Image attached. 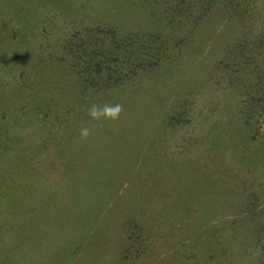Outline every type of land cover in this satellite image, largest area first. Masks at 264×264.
Returning <instances> with one entry per match:
<instances>
[{
  "label": "rangeland",
  "instance_id": "1",
  "mask_svg": "<svg viewBox=\"0 0 264 264\" xmlns=\"http://www.w3.org/2000/svg\"><path fill=\"white\" fill-rule=\"evenodd\" d=\"M0 264H264V0H0Z\"/></svg>",
  "mask_w": 264,
  "mask_h": 264
},
{
  "label": "clouds",
  "instance_id": "2",
  "mask_svg": "<svg viewBox=\"0 0 264 264\" xmlns=\"http://www.w3.org/2000/svg\"><path fill=\"white\" fill-rule=\"evenodd\" d=\"M122 111V106L120 104H114V105H110V104H105L103 107H99L97 105H92L89 108V115L93 118V119H100V118H104V119H118L119 115ZM89 135V131L87 128H83L81 130V136L82 137H88Z\"/></svg>",
  "mask_w": 264,
  "mask_h": 264
}]
</instances>
